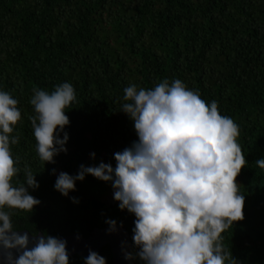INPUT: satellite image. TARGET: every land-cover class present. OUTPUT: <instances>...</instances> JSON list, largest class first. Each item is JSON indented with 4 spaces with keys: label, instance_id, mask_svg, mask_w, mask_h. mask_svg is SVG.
Segmentation results:
<instances>
[{
    "label": "trees",
    "instance_id": "obj_1",
    "mask_svg": "<svg viewBox=\"0 0 264 264\" xmlns=\"http://www.w3.org/2000/svg\"><path fill=\"white\" fill-rule=\"evenodd\" d=\"M165 79L216 101L220 114L239 126L248 161L237 177L245 218L222 235L238 264H264V169L255 163L264 159V0H0V91L17 99L21 112L12 133L19 135L11 151L20 168L13 185L25 182V166L39 183L29 189L40 201L31 213L4 209L14 229L88 237L114 220L129 231L132 252L139 251L136 217L119 208L111 181L86 175L67 197L54 185L60 172L75 176L81 165L115 168L114 154L138 140L121 111L124 89H152ZM65 82L76 92L65 109L67 153L45 164L36 151L30 99L33 89L51 93ZM100 256L114 264L109 246ZM85 258L72 255L69 264Z\"/></svg>",
    "mask_w": 264,
    "mask_h": 264
},
{
    "label": "clouds",
    "instance_id": "obj_2",
    "mask_svg": "<svg viewBox=\"0 0 264 264\" xmlns=\"http://www.w3.org/2000/svg\"><path fill=\"white\" fill-rule=\"evenodd\" d=\"M123 99L121 111L134 122L138 140L114 154L115 168L101 162L81 165L75 176L60 172L55 189L67 197L86 175L111 181L119 208L136 217L133 241L139 251H125V259L138 257L143 264H238L222 234L245 218V196L237 177L248 161L238 143L239 126L220 114L216 101L207 103L179 79L171 84L165 79L152 89L131 84ZM74 101L76 92L68 82L51 93L33 89L30 104L35 115L29 120L36 151L45 164H54L55 156L67 153L69 136L64 129L70 120L65 109ZM17 105L10 93L0 91V261L69 264L65 240L33 233L34 246L29 248L28 233H18L12 214L4 210L31 213L40 204L29 193L39 188L29 167L24 168L25 182L13 185L20 172L19 157L14 159L11 151L19 142V135H12L21 120ZM91 155L95 158V153ZM255 163L264 169V159ZM106 223L109 232L116 231V221ZM85 264L106 260L89 250Z\"/></svg>",
    "mask_w": 264,
    "mask_h": 264
},
{
    "label": "water",
    "instance_id": "obj_3",
    "mask_svg": "<svg viewBox=\"0 0 264 264\" xmlns=\"http://www.w3.org/2000/svg\"><path fill=\"white\" fill-rule=\"evenodd\" d=\"M110 227L95 228L90 236L84 237L78 233L67 236L56 237L67 242L68 256L80 255L87 257L89 250L102 254L103 249L107 246L110 247L114 264H137L134 259H125L124 253L132 252L133 244L129 231L123 226L122 223L116 224V231L109 232ZM20 234L28 233L30 241L29 248L34 246L33 233L28 230H16ZM37 237L45 236L43 232L35 234ZM0 264H3L0 261Z\"/></svg>",
    "mask_w": 264,
    "mask_h": 264
}]
</instances>
